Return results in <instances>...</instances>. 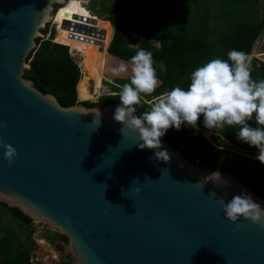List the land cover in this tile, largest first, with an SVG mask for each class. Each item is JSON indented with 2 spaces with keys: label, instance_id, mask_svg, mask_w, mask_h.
<instances>
[{
  "label": "water",
  "instance_id": "obj_1",
  "mask_svg": "<svg viewBox=\"0 0 264 264\" xmlns=\"http://www.w3.org/2000/svg\"><path fill=\"white\" fill-rule=\"evenodd\" d=\"M66 1L0 0V140L18 153L9 167L0 147V203L65 237L73 264H264V226L233 223L218 203L250 193L264 207L243 178L219 171L228 185L204 184L217 170L163 139L171 159H154L113 120L119 104L65 107L23 78Z\"/></svg>",
  "mask_w": 264,
  "mask_h": 264
},
{
  "label": "trees",
  "instance_id": "obj_2",
  "mask_svg": "<svg viewBox=\"0 0 264 264\" xmlns=\"http://www.w3.org/2000/svg\"><path fill=\"white\" fill-rule=\"evenodd\" d=\"M99 1L110 3L108 22L114 27V33L111 32L109 36L105 32L103 40L95 42L86 39L84 35L58 27L54 39L53 31L50 41H36L37 49L26 60L29 68H25L23 78L31 80L33 86L45 94L53 95L65 107L75 104H82L84 107L119 104L120 92L101 98L96 103L79 102L78 97L80 100L97 99L104 80H107L106 75L110 72V64L118 60L132 66L128 62L141 49L153 54V66L159 79L158 91L174 87L186 90L191 73L206 62L215 58L226 60L227 53L231 50L243 51L249 58L254 44L264 31V23L256 18L255 7L239 1L232 2L231 5L222 3L219 11L210 1H201L195 9L179 2L174 10L163 0ZM89 3L90 0H72L68 6L57 10L56 22L61 25L64 21L70 22L73 17H78L85 18L87 21H84L94 27L92 12L87 9ZM216 19L218 23L213 26L211 21ZM47 30L42 33L43 36L47 34ZM133 42L136 43L134 49L130 48ZM80 43L86 47V54L78 52L81 56L79 63L82 76L68 53L74 44L73 50ZM106 44L109 48H105ZM248 63L252 79L257 82L264 80V62L250 57ZM151 99L142 95L135 115L150 110L148 102L156 101V98ZM249 123L253 127L257 126L254 120ZM197 128L209 130L205 128L201 118ZM219 131L223 144L211 142L201 133L195 134L183 126L180 130L174 127L168 130L162 139L190 162L217 171L233 172L243 178L258 195L264 197V183L249 179L244 175V170L233 167V162L227 158L229 146L225 143L254 157H257L259 150L238 140L237 126H224ZM251 162L264 177V164L256 158ZM0 207L6 212L3 216L9 214L23 225L30 224L31 220L19 210L9 209L1 203ZM27 233V236L22 233L14 234L6 225L0 226V264H30L33 242L31 233ZM69 261L70 259L65 264H69Z\"/></svg>",
  "mask_w": 264,
  "mask_h": 264
},
{
  "label": "clouds",
  "instance_id": "obj_3",
  "mask_svg": "<svg viewBox=\"0 0 264 264\" xmlns=\"http://www.w3.org/2000/svg\"><path fill=\"white\" fill-rule=\"evenodd\" d=\"M227 57L226 60L215 58L197 67L191 73L186 90L174 87L157 97L150 110L135 115L142 95L151 96L159 85L152 52L138 50L131 58L130 82L120 90V103L114 110L113 120L138 132L142 141L140 149L154 150V159L163 162L170 161L171 155L166 149L161 150L162 137L173 127L176 130L185 124L197 127L201 116L209 130L237 126L238 140L257 148L256 159L264 164V80L257 82L252 79L245 52L231 50ZM124 71V68L115 69L114 74ZM252 120L256 127L249 123ZM4 127L6 125L0 123V128ZM0 147L6 149L4 158L11 167L18 155L16 149L2 140ZM208 181L217 185L221 184L220 181L229 184L219 171L204 177V184ZM218 203L229 221L236 223L243 218L264 226V207L250 193L234 195L227 203L221 198Z\"/></svg>",
  "mask_w": 264,
  "mask_h": 264
},
{
  "label": "rangeland",
  "instance_id": "obj_4",
  "mask_svg": "<svg viewBox=\"0 0 264 264\" xmlns=\"http://www.w3.org/2000/svg\"><path fill=\"white\" fill-rule=\"evenodd\" d=\"M72 0H69L67 3V6L71 3ZM166 3H169L171 5V9H176L178 6L179 2H182V4L189 5L193 9L196 8V5H200L201 1H210L212 3V6L215 4V8L219 11L220 5L222 3H229L231 5L232 2L239 1L240 3L248 4L251 6L255 7V13H256V18L260 23H264V0H163ZM110 3H104L99 0H90V3L87 7L88 10H91L92 12V17H93V25L95 29L100 30L102 33L108 32L109 36L111 35L110 33H114V27L108 22V9H109ZM64 8V7H63ZM58 12V11H57ZM56 12V13H57ZM56 17V15H55ZM54 17V18H55ZM87 21V20H86ZM88 23V22H87ZM218 23V20H212L211 24L214 26L215 24ZM50 25H47L46 29H49ZM113 37V36H112ZM45 39V36H44ZM110 44V43H109ZM135 42L130 45V48L134 49L136 48ZM75 44L73 45V47ZM71 48V51H77L81 53H85L86 47L80 43L77 44V47L75 50L74 48ZM108 47L107 44L105 45V48ZM109 48V47H108ZM107 48V49H108ZM106 49V51H107ZM106 53V52H105ZM104 53V54H105ZM103 55V54H102ZM102 57V56H101ZM250 57L257 58L264 62V31L262 35L259 37V39L256 41L254 44V47L252 49ZM249 57V58H250ZM248 58V59H249ZM28 66V64H26ZM131 67L130 65L114 60L110 64V72L108 75H106L107 80L103 83V86L100 89V94L97 97L100 98H105L109 96H114L118 94L122 88V86L125 83L130 82V76H131ZM124 68L126 71L121 72L119 75L114 74L115 69H120ZM83 75V74H82ZM81 75V76H82ZM91 82H89V85ZM88 90H90L88 88ZM93 91V90H92ZM169 90H159L156 89V91L151 95V96H145V98H157L164 93L168 92ZM100 98V99H101ZM99 99V100H100ZM151 99V100H152ZM79 100V98H78ZM94 100V99H92ZM155 103L154 102H148L151 106ZM201 119L203 120V117L201 116ZM186 130H190L194 132L195 134L201 133L205 138H207L211 142H217V143H222L221 140V135H219V128L218 129H213V130H201L198 129L197 127H191L188 126L187 124L182 125ZM227 146H229V154L227 155V158L233 162V167L238 170H244V175L248 177L251 180L257 181L259 183H264V177L257 171L255 166L252 164L251 160L256 158L251 154H248L244 151H240L238 148L231 146L228 143ZM227 162V161H226ZM6 212L2 207H0V226L5 227V225L11 229L14 234L15 233H22L24 236H27V232L29 231L31 233V239H32V251L30 253V258L31 256L38 257L40 258V261L43 264H60L61 262H64L67 260L66 255L63 256H58L54 252V247L58 246L60 248V254H68L66 251V244L67 242L59 236L56 231L50 227L48 224H46L43 221H31L29 225H23L20 221L15 219L14 217L10 216L7 214V216H3ZM3 216V218H2ZM28 230V231H27ZM21 234V238L23 235ZM43 237L46 239H50L52 241V245H49L46 241L45 242H40L41 238ZM44 241V240H43ZM45 243V244H44ZM54 243V244H53ZM63 249V250H62ZM70 256V255H69ZM69 264H73V260L70 257Z\"/></svg>",
  "mask_w": 264,
  "mask_h": 264
},
{
  "label": "built area",
  "instance_id": "obj_5",
  "mask_svg": "<svg viewBox=\"0 0 264 264\" xmlns=\"http://www.w3.org/2000/svg\"><path fill=\"white\" fill-rule=\"evenodd\" d=\"M57 11V10H56ZM55 16L52 17L50 23L48 25H50L49 29L47 30V34L45 35V40L46 41H50L51 39V36H52V32L54 31L55 34L53 35V39L55 38L56 34H57V30H58V27H61L62 30H67L71 33H75V34H81L82 36L84 35V37L86 39H92L93 41L95 42H101L103 40V33L98 30V29H94L93 27L87 25V23L84 21L86 20L85 18H78V17H73L72 21H64L61 25L58 24L54 18ZM76 19V20H75ZM64 23H69V24H78V25H81L82 27H84V29H81V30H72L69 26H66L64 25ZM80 31V32H78ZM53 43V41H51ZM54 44V43H53ZM68 53H69V56L72 58V60L76 63V65L79 67L80 69V72H81V75L83 74L82 73V67H81V64L79 63L80 59H81V56H80V53H78L77 51H70L68 50ZM26 68H29V66H25ZM106 81V80H105ZM104 81V82H105ZM103 82V83H104ZM89 88H90V85H89ZM102 97V96H101ZM100 97V98H101ZM100 98L98 99H94V100H78L79 102H91V103H96ZM41 239V243L42 241L44 240V242L46 241L45 238L43 237H40ZM45 244V243H44ZM54 252L58 255V256H63V255H66V258L67 260L64 261V262H61L60 264H65L69 259H70V256L69 254H60L56 251V249L54 248ZM29 263L30 264H43L41 261H40V258L38 257H34V256H31V258L29 259Z\"/></svg>",
  "mask_w": 264,
  "mask_h": 264
},
{
  "label": "bare ground",
  "instance_id": "obj_6",
  "mask_svg": "<svg viewBox=\"0 0 264 264\" xmlns=\"http://www.w3.org/2000/svg\"><path fill=\"white\" fill-rule=\"evenodd\" d=\"M68 1H69V0H67L66 3H65V5H63L61 8L65 7V6L67 5ZM59 9H60V8H59ZM56 12H57V11H56ZM55 15H56V13H55ZM55 15H54V16H55ZM87 25H88V23H87ZM100 97H101V96H100ZM78 98H79V97H78ZM42 242H44V241H42Z\"/></svg>",
  "mask_w": 264,
  "mask_h": 264
},
{
  "label": "flooded vegetation",
  "instance_id": "obj_7",
  "mask_svg": "<svg viewBox=\"0 0 264 264\" xmlns=\"http://www.w3.org/2000/svg\"><path fill=\"white\" fill-rule=\"evenodd\" d=\"M51 241H53V239H52ZM65 241H66V239H65ZM66 242H67V241H66ZM53 244H54V243H53ZM54 248L56 249L57 252H60L59 250H57L58 246H55ZM58 249H60V248H58ZM62 250H63V249H62Z\"/></svg>",
  "mask_w": 264,
  "mask_h": 264
},
{
  "label": "crops",
  "instance_id": "obj_8",
  "mask_svg": "<svg viewBox=\"0 0 264 264\" xmlns=\"http://www.w3.org/2000/svg\"><path fill=\"white\" fill-rule=\"evenodd\" d=\"M119 59V58H118ZM121 60V59H120ZM127 62V61H126ZM128 63H130V62H128ZM131 64V63H130ZM103 65V64H102ZM102 69V68H101ZM160 87H157V89H159Z\"/></svg>",
  "mask_w": 264,
  "mask_h": 264
}]
</instances>
